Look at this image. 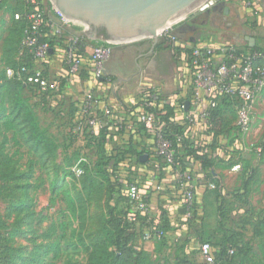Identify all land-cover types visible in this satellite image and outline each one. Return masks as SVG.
Wrapping results in <instances>:
<instances>
[{"label":"trees","instance_id":"trees-1","mask_svg":"<svg viewBox=\"0 0 264 264\" xmlns=\"http://www.w3.org/2000/svg\"><path fill=\"white\" fill-rule=\"evenodd\" d=\"M16 3L10 11L12 21L7 29L8 36L2 44V53L5 54L7 64L5 69H11L14 72L20 71L23 67L33 68L34 66L29 53L21 49L23 31L28 26L27 20L25 18L14 19L15 14L24 13L25 5L21 0H16ZM43 23V35L39 42L48 44L51 50L48 54V61H50L63 42L59 35L52 32L54 23L50 18L43 15ZM170 38L176 40V37L168 35L159 39L157 47L161 53L157 58L156 71L162 79H165L171 77L175 69L181 65L180 68L183 71L181 86L185 90L176 91L167 96L165 100L157 104L154 113L158 122L163 125L165 138L171 142L175 151L173 163L167 165L156 155L153 145L148 144L150 133L138 119L140 115L149 113L148 109L138 111L137 105H134L123 112L116 113L109 110V122L97 135L85 133L87 146L94 148L98 156L96 178L88 180V185L104 190L110 200L116 195V201L120 207H108L104 228L101 232L104 238H96L85 243L84 239L79 237L78 242L73 243L71 237L75 229L71 231L70 238H68L66 233L69 228L68 224L60 227L52 224L40 232L37 231L36 228L46 220L43 217L36 218L34 213L29 211L33 206V198L29 195L31 169L21 173L18 162L6 152L1 142L0 197L8 201L7 210L16 213L12 235L25 238V231H20V229L26 225V229L29 230L26 233L30 234V238L28 245L16 247L2 245L0 238V264H48L49 256L52 261L55 260L60 264H79L77 260L70 257L69 253L76 251L77 246L86 253L87 264H152L147 254L135 247L134 241L145 231L151 234L156 245L159 243L164 245L168 237L164 236L157 240L158 233L168 234L177 230L176 225L180 222L185 209L177 206L181 200L180 188L168 176L176 170L180 173L192 172L195 166L197 167L195 173L201 175L202 180L213 184L214 188L198 189L191 218L185 222L188 239H185L184 243L198 246L208 243L213 249L214 264H264V213L258 216L253 229L252 237L258 242L256 247L244 240L243 233L231 228L224 229L220 238L213 237L210 238L211 241L202 239L204 233L202 232L201 200L212 193L222 194L220 177L216 171L228 170L237 164L233 157L240 153L237 150V143L241 133L232 122L230 124L229 121L232 120L226 118L227 113L235 118V111L230 99L224 97L217 108L210 112L207 121L203 124V129L197 131L193 137L186 136L188 129L182 124L183 120L180 116L185 112L184 104L190 100L192 94L191 81L195 73L192 64L194 61L193 46L180 41H176V44L171 46ZM106 40L104 33L98 32L97 40H91L86 33L78 41H90L93 46H96L104 44ZM234 48L237 55H243V59L254 54L264 57V50L257 47L234 46ZM22 54L26 55V58L22 59ZM73 54L76 58H81L82 51L79 45H75ZM5 69L0 73V92L14 85L18 89L24 88L53 95L40 91L36 86H23L17 77L6 78ZM100 81L101 79L95 80L96 83ZM158 91H160L159 88L147 87L142 90V94L148 95ZM15 96V100L21 102L20 92H17ZM22 108V105L15 107L19 111ZM27 116L30 117L31 113ZM8 125L11 124L8 123ZM31 139L35 148H40L45 143L44 137L38 135L36 129ZM263 146L264 139L256 147V154H260L257 150L263 149ZM143 156L146 157L145 160L141 159ZM82 171L83 176L85 172L83 169ZM254 177L255 170L247 166L243 171L241 186L230 195L235 198L247 195ZM152 180L162 182L164 185L163 191L157 195L152 189ZM132 186L137 187L141 192L140 201H133L128 196V191ZM143 202H149L154 207V212L142 215L135 211V207ZM173 205L177 208L172 213ZM221 205L218 211H221L222 215L224 212ZM68 208L69 214L75 216L77 210L74 204L71 203ZM130 216L134 217L135 221H129ZM194 252L198 254V247L197 250L194 249ZM172 264L204 263L203 261L202 263L190 261L188 256L182 253L175 257Z\"/></svg>","mask_w":264,"mask_h":264},{"label":"rangeland","instance_id":"rangeland-1","mask_svg":"<svg viewBox=\"0 0 264 264\" xmlns=\"http://www.w3.org/2000/svg\"><path fill=\"white\" fill-rule=\"evenodd\" d=\"M244 1H217L166 30L165 35L178 37L182 33L185 34L183 36L185 41L191 39L194 43L202 45L235 46L237 43L245 45L244 38L249 36L246 30H242L243 26L255 21L263 23V21L244 8ZM42 4L43 15L50 18L54 24L62 21L55 12L51 0H42ZM7 36V34L4 36L3 41ZM72 39L70 38L74 41ZM63 41L62 47L58 49L61 53L60 49L64 50L68 45L65 40ZM2 44L0 42V73L7 66L5 54L2 53ZM76 45H78L77 41ZM62 55L65 57L64 53ZM21 58H26V55L22 54ZM51 60L52 58L49 63L42 64L41 68L53 79L55 63L50 66L53 61ZM17 92H20L21 102L15 100ZM18 105L23 107L20 111L15 109ZM29 113H31L30 117L27 116ZM226 118L232 120L229 121L230 124L231 122L234 124L235 118L232 114L227 113ZM35 129L37 134L45 139L44 145L40 148H35L31 139ZM85 133L86 131L67 127L60 129L58 118L55 116V93L46 95L24 88L18 89L14 85L0 92V143H3L6 152L18 162L21 173L31 169L29 195L33 198V206L29 211L33 212L36 218L43 217L46 220L36 229L40 232L52 224L59 227L68 224L69 228L66 232L68 238L75 229L71 237L73 243L78 242L79 237L83 238L85 243L96 238H104L101 232L108 207H120L116 195L110 200L104 190L88 185V180L96 178L98 156L94 148L87 146ZM263 139L264 126L261 131L255 129L248 139L239 135L237 150L240 152L238 154L240 161L242 154L254 159L257 156L255 149ZM76 166L82 167L85 172L83 176L77 177L72 173V168ZM247 166L250 165H242V170L232 178L228 175L223 176L221 195L212 193L201 200L203 240L211 241L210 238L217 236L220 238L224 229L231 228L243 233L244 240L249 241L253 247L257 246L258 242L253 239L252 234L255 221L264 213V171L261 172L257 166H250L255 170V177L248 188V194L239 198L230 195L241 186L243 171ZM71 203L77 210L75 216L69 214L68 207ZM220 205L224 212L222 215L221 211H218ZM7 208L8 201L0 197L2 245L13 247L28 245L30 234L26 233L29 231L26 225L20 229L25 231V238L12 235L16 213ZM152 243L153 246L149 242H144L141 237L134 241L135 247L146 253L152 264H172L175 257L182 253L187 255L190 261L202 263L199 254L194 252L198 245L185 244L181 239L173 241L168 239L164 245L161 243L156 245L154 241ZM77 248L76 251L69 252L70 257L79 264H87L86 253L79 246ZM47 263L60 264L55 260L52 261L51 256L48 257Z\"/></svg>","mask_w":264,"mask_h":264},{"label":"built area","instance_id":"built-area-1","mask_svg":"<svg viewBox=\"0 0 264 264\" xmlns=\"http://www.w3.org/2000/svg\"><path fill=\"white\" fill-rule=\"evenodd\" d=\"M4 0H0L3 3ZM25 5L24 13L15 14L14 19L19 20L25 18L28 26L23 31L21 39V49L26 51L31 56L34 66L33 68H21L20 71L14 72L11 69H5L4 76L6 78L17 77L23 83V86H36L40 91L52 93L55 95L59 92V81L55 78L51 79L44 74L41 68L42 64L49 63L48 54L51 52L47 43L39 42L43 35V4L42 0H21ZM244 8L251 12V15L257 16L259 10L253 0H245ZM62 19V18H61ZM64 24L73 25L62 19ZM83 29V28H82ZM56 35H60V31L52 30ZM166 32V31H165ZM165 32L160 35L166 36ZM180 41L177 37L170 38L171 46ZM75 42V43H74ZM183 42V41H180ZM188 46H193L192 62L195 73L191 81L192 94L190 100L185 102V112L180 116L183 120L182 124L188 129L187 137H193L197 131L203 129V124L207 121L210 112L217 108L222 98H229L232 102V107L235 111L234 125L239 129L241 136L248 137L251 132L253 123V106L256 99L264 92V57L254 54L251 57L243 59V55H237L233 45L212 46L202 45L192 42H185ZM67 52L64 57V63L67 67L68 74L75 76L81 68L80 59L73 54V49L76 41L67 43ZM110 43L105 42L101 45L93 47L91 54L92 74L93 79L103 78V64L110 54ZM182 68L180 77L179 89L185 90L182 84ZM167 95L162 91L153 92L148 95L140 92L139 98L135 105L137 110L148 109L149 113L140 115L138 119L143 124L144 128L150 133L148 144L153 145L154 151L167 165L173 163L174 149L170 141L164 136L163 125L160 124L154 113L158 103L165 100ZM98 101L93 96H86L79 104L75 115L74 124L76 130L86 131L89 134L97 135L98 132L109 122V109H102L101 115L97 114L96 107ZM187 105V109H186ZM179 141V139H177ZM237 146H239L237 144ZM257 152H260L258 149ZM239 164L234 165L231 170H239ZM197 167L194 171H179L171 172L169 178L178 184L181 200L177 206L185 209V213L180 217V222L176 225V236L181 234L186 235L185 222L191 218L193 206L196 201V195L199 188L213 189L214 185L202 180L201 175L196 174ZM72 172L81 177L83 171L80 167L72 168ZM152 189L157 195L164 189L162 182L151 181ZM146 193V192H145ZM128 196L133 201L141 200V192L135 186H132L128 191ZM173 205L172 213L177 208ZM135 211L140 214H151L154 212V207L149 202L139 203L135 207ZM129 221H135V218L130 216ZM166 234L159 232L157 237H168ZM144 242H153L154 239L149 232H143L141 236ZM231 253V252H230ZM198 254L204 264H214L213 249L208 243H203L198 246Z\"/></svg>","mask_w":264,"mask_h":264},{"label":"crops","instance_id":"crops-1","mask_svg":"<svg viewBox=\"0 0 264 264\" xmlns=\"http://www.w3.org/2000/svg\"><path fill=\"white\" fill-rule=\"evenodd\" d=\"M256 4L260 17V21L248 23L243 26L242 30H246L249 37H245V45L237 43L235 46L241 48L257 47L264 50V0H253ZM16 0H4L0 5V42L3 43V38L7 34V29L11 25V9L15 7ZM249 15V14H248ZM55 25V27H54ZM54 27V28H53ZM80 27V26H79ZM76 25L64 24L62 21H57L52 26V30L61 32L60 38L69 43L70 38L78 42L81 48L82 55L80 58L81 68L77 75L70 76L67 67L64 63V55L67 52L60 49L52 56L50 66L55 63V79L59 81V92L55 95V116L58 118V126L60 129L67 127L76 130L74 124V115L79 107V104L85 99L86 96H93L97 101L96 107L97 114L101 115L102 109H109L114 112H123L135 105L140 92L147 87L159 88L164 95L170 96L176 92L179 87L181 74V65L178 66L171 77L162 79L156 71L157 58L161 51L158 50L157 44L154 45L150 40H142L136 43L125 45H110L109 57L103 64V78L99 83H96L92 74L91 54L93 45L91 42L78 41L84 35L82 27ZM68 35V36H67ZM185 34L180 33L177 37L180 41H185ZM67 37H70L69 39ZM72 39V40H73ZM252 39V41H251ZM144 42L152 43L151 46L143 45ZM188 42H192L191 39ZM62 47V46H61ZM60 47V48H61ZM59 55V56H58ZM253 123L251 132L255 129L262 130L264 126V92L256 99L253 106ZM250 134L247 139L249 138ZM248 142V140L246 141ZM247 146H249L247 144ZM258 149V148H257ZM260 150V149H259ZM258 151V150H257ZM260 154L250 159L242 154V161L240 157L234 155V161L240 166L249 164L250 166H257L261 172L264 171V146L261 148ZM244 160V161H243ZM242 163V164H241ZM235 164V165H237ZM242 168L236 171L218 170L216 174L220 177L222 185L223 176H236ZM169 240L181 239L185 241L188 239L187 234H181L179 237L176 233L168 235ZM153 244L152 242H149ZM201 259V258H200ZM202 260V259H201Z\"/></svg>","mask_w":264,"mask_h":264},{"label":"water","instance_id":"water-1","mask_svg":"<svg viewBox=\"0 0 264 264\" xmlns=\"http://www.w3.org/2000/svg\"><path fill=\"white\" fill-rule=\"evenodd\" d=\"M217 1L221 0H51L63 20L81 26L91 40L103 32L112 45L142 40L156 45L163 32Z\"/></svg>","mask_w":264,"mask_h":264},{"label":"flooded vegetation","instance_id":"flooded-vegetation-1","mask_svg":"<svg viewBox=\"0 0 264 264\" xmlns=\"http://www.w3.org/2000/svg\"><path fill=\"white\" fill-rule=\"evenodd\" d=\"M143 45H145V46H146V45H147V46H148V45L151 46L152 43H150V42H144Z\"/></svg>","mask_w":264,"mask_h":264}]
</instances>
